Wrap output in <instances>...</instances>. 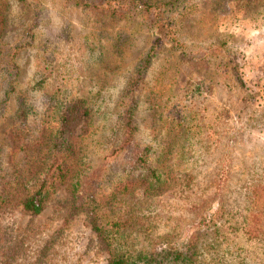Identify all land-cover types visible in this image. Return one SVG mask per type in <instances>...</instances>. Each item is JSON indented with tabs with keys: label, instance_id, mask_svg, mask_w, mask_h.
I'll list each match as a JSON object with an SVG mask.
<instances>
[{
	"label": "rangeland",
	"instance_id": "rangeland-1",
	"mask_svg": "<svg viewBox=\"0 0 264 264\" xmlns=\"http://www.w3.org/2000/svg\"><path fill=\"white\" fill-rule=\"evenodd\" d=\"M187 4L186 49L227 42L246 83L219 77L212 62L155 51L137 98V147L169 140L168 106L177 100L193 125L170 155L158 148L175 179L147 194L129 181L140 171L132 146L117 141V124L120 95L151 46V30L126 15L63 0H0V184L12 198L0 206V264H108L91 227V201L108 218L126 220L120 249L137 256V264L189 242L197 248L193 264H264V0ZM197 74L208 90L188 98ZM72 97L87 98L93 112L71 131L76 155L67 179L32 214L19 200L36 187L56 136L55 98ZM20 103L25 118L18 116ZM253 219L254 234L247 232Z\"/></svg>",
	"mask_w": 264,
	"mask_h": 264
},
{
	"label": "trees",
	"instance_id": "trees-1",
	"mask_svg": "<svg viewBox=\"0 0 264 264\" xmlns=\"http://www.w3.org/2000/svg\"><path fill=\"white\" fill-rule=\"evenodd\" d=\"M66 3L81 5L109 15H126L129 18L138 20L142 25L151 30L153 40L147 53L140 59L134 71L128 77L118 105V140L122 142V148L131 145L133 148V167L140 171L139 175L132 176L131 181L137 185L144 193L153 194L155 191H161L175 179L173 168L167 163V156H161L157 150L161 147V153L170 155L173 149L171 145L179 141V137L188 131L193 125L188 109H180V101L177 100L173 107L168 106L167 136L169 140L162 139L158 146L152 144L144 145L140 148L135 139L137 125L135 122V113L137 109V98L143 84L145 85L144 74L148 71L152 58L156 50L161 48H170L177 53L178 58L187 57L197 59L209 67L211 62L215 73L221 77L226 76L228 80H233L237 84L244 86L245 80L240 73L237 51L231 47L228 48L227 42H220L217 45H210L198 53L192 52L191 48L186 49L182 39V25L184 18L188 14V0H63ZM177 49V50H176ZM46 50H42L44 53ZM182 57V58H183ZM182 60V59H181ZM206 65V66H207ZM41 69L49 66L43 55L39 61ZM208 67V66H207ZM45 69V68H44ZM196 82L192 88L185 90V95L192 98L208 90L205 76L198 74L195 76ZM161 83V78H157ZM145 82V83H144ZM168 85V84H164ZM156 86V85H155ZM188 86V85H187ZM174 88V84L169 86ZM171 91V90H169ZM57 124L56 136L52 139L47 148V160L37 170H42L39 174V181L35 182L36 187L28 195L20 198L19 203L22 208L32 214H38L44 207L45 199L48 193L58 184L65 181L72 170L68 160L76 155L75 143L71 137V131L80 121H87L93 112L89 101L85 97H72L57 99ZM183 104V102H182ZM18 116L26 117V103H20L17 109ZM195 125V124H194ZM185 128V129H184ZM17 149L20 147L17 145ZM29 148V143L22 146ZM160 150V149H159ZM40 152V151H39ZM157 152V153H156ZM157 157V158H155ZM36 171V172H37ZM135 181V182H133ZM127 185H124L126 188ZM129 188L127 187L126 190ZM125 190V191H126ZM5 184H0V206L9 203L12 198L9 197ZM91 201L88 208L90 210L91 227L95 231L100 244L109 254L108 264H137L131 254L122 251L121 245L127 240L122 236L125 232L126 220L120 216H106L100 212L97 205ZM92 205V206H91ZM250 221L247 232L256 233V223ZM253 228V229H252ZM196 244L189 242L185 246H167L159 251H154L145 257L146 263L151 264H193L196 259ZM142 256L139 254L138 260Z\"/></svg>",
	"mask_w": 264,
	"mask_h": 264
}]
</instances>
